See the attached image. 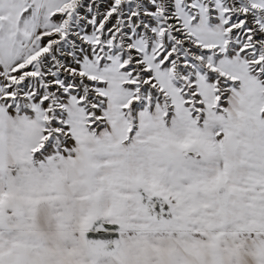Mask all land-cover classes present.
<instances>
[{"label": "snow or ice", "instance_id": "snow-or-ice-1", "mask_svg": "<svg viewBox=\"0 0 264 264\" xmlns=\"http://www.w3.org/2000/svg\"><path fill=\"white\" fill-rule=\"evenodd\" d=\"M0 264H264V0H0Z\"/></svg>", "mask_w": 264, "mask_h": 264}]
</instances>
